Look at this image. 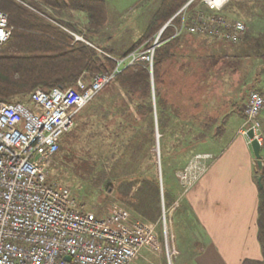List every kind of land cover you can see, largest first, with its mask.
I'll use <instances>...</instances> for the list:
<instances>
[{"label": "trees", "instance_id": "16d2710c", "mask_svg": "<svg viewBox=\"0 0 264 264\" xmlns=\"http://www.w3.org/2000/svg\"><path fill=\"white\" fill-rule=\"evenodd\" d=\"M188 1L160 0L143 34L119 58L138 49L145 51L159 30ZM200 1L193 0L188 5L187 24L198 10L207 11ZM24 2L28 5L18 0H0V10L8 14L9 24L13 26L11 37L0 48V100L28 103L30 94L38 87H68L79 78L89 83L96 73L114 72L119 58L112 48L100 46L86 36L88 43L74 40L61 28L71 27L69 22L51 12L53 17L43 12L47 8L57 14L69 9L82 10L87 16V34L95 37L107 24V4L104 0ZM233 7H251L254 12L264 10V0H230L223 12ZM182 18L183 14L179 13L167 24L160 36L161 44L155 49L152 65L155 98L149 62H124L95 97L78 110L72 128L60 139L51 177L67 182L75 190H72L73 194L80 204L96 194L98 199L101 195L95 209L89 207L97 214H101L99 210L103 206L117 201L132 213L159 223L161 198L155 112L160 132L164 199L168 206L174 198L168 187L171 173L183 168L195 153L204 151L208 141L224 135L233 116L245 117L242 105L246 101V92L242 93V90L256 86V90L264 93L259 86L264 74L263 50L258 55L261 62L252 66L251 75H247L250 74L247 69L242 71L236 90L238 99L226 101L229 111H224L222 98L212 96L213 88L221 90L222 84L217 87V83L208 81L209 71L227 65L235 74L236 66L250 55L244 54L245 49L228 53L219 44L230 41L214 37L216 49H219L217 53L185 49L184 46L189 47L195 42L201 45L205 38L211 36L191 33L186 29L176 34ZM192 50L194 53H188ZM182 58L177 67L180 73L168 80L169 62ZM192 58L200 61L201 67L190 72L186 68ZM170 125L173 129L169 132ZM100 136L102 139L125 137L126 142L122 143L121 149L112 148L108 153L111 148L106 150L103 147L99 152L91 142H98L97 137ZM168 136L173 139L171 145L167 144ZM104 143L101 145L104 146ZM257 224L262 259H247L241 264H264V174L259 184ZM158 227L162 231V225Z\"/></svg>", "mask_w": 264, "mask_h": 264}, {"label": "built area", "instance_id": "2783aa9c", "mask_svg": "<svg viewBox=\"0 0 264 264\" xmlns=\"http://www.w3.org/2000/svg\"><path fill=\"white\" fill-rule=\"evenodd\" d=\"M191 1L177 12L184 13L176 34L186 29L238 42L247 31L243 20L223 12L230 0H202L207 11L198 10L187 24ZM12 30L8 14L0 10V48ZM162 31L142 56H136L139 53L135 51L119 59L111 74L96 73L89 83L79 78L68 87H38L28 103L0 100V264H130L144 248H158L152 223L133 216L117 203L105 214L85 209L67 185L53 180L51 167L61 137L74 124V115L128 57H132L128 63L145 60L152 68ZM263 110L264 93L251 90L243 108L245 123L241 132L247 136L252 128L261 146ZM209 157L208 153L197 154L185 166L180 174L185 190L206 169L203 159Z\"/></svg>", "mask_w": 264, "mask_h": 264}, {"label": "rangeland", "instance_id": "374dc122", "mask_svg": "<svg viewBox=\"0 0 264 264\" xmlns=\"http://www.w3.org/2000/svg\"><path fill=\"white\" fill-rule=\"evenodd\" d=\"M104 1L107 4V13H108L107 24L105 25V27H103V29H101L96 34L95 37H91L90 35L87 34L88 31V27L86 25L87 16L86 13L82 10L69 9V10H63L61 14H57L51 11L49 8H47L48 10L47 9H46L47 11L43 10V12H45L49 16H52L50 14L51 12L57 15L58 18L69 22L71 24V27L68 28L66 26H63L61 28H63V30H66L69 34H71L74 37V40H82L87 42L85 40V36H86L90 38L94 43L100 46H107L112 48L115 56L119 58L143 34L147 22L150 18V15L158 6L160 0H104ZM200 4L204 5L202 0L200 1ZM180 13L183 14L184 12H180ZM225 14L231 16L232 18L243 20L246 23L248 29L238 43L222 42L221 44H219V42H216V44L224 46L225 49L228 51V53H235V51H239V50L243 51L245 49L243 51L244 54L250 55L248 57L249 59L247 58V60L242 61L241 64L236 66L237 72H235V74L231 73L232 67H228L227 65L223 67L217 66L211 68V70L209 71L208 81L217 83V87L219 84H222L223 87L221 90H218L216 87H214L212 90V94H213L212 96H214V98L216 97L219 99L222 98L221 103L223 105L224 111H229V104H227V102H233L234 100L238 99V91L236 90L240 83L242 71L244 69L245 70L247 69V71H250V74L247 75L250 76L252 71V66L258 63V61L261 62L260 59H258L259 58L258 55L262 53L264 50V10H257L254 12L251 7H249L248 9L233 7L225 11ZM176 15L177 13H175L173 17L160 30H164L167 24ZM50 21L54 24L52 19ZM56 25H58V23ZM156 35L154 37H156ZM154 37L151 40V44L155 39ZM214 43L215 40L212 37H208L205 38V40H203L201 45L200 42H195L188 45L189 47L184 46V48L195 49V50L198 49L199 51H203L207 54L212 52L217 53L219 49H216V45ZM136 52L139 53V54H135L136 56H142L141 54L143 50L138 49ZM188 53L190 54L194 53V50L189 51ZM122 58H124V56H122L119 59ZM131 58H132L131 56L128 57L126 62L128 63V61ZM182 60L183 58L179 59V61L172 60L171 62H169L168 64L169 71L167 74L168 80L177 77V75L180 73L179 71H177V67ZM200 64H201L200 61H197L195 60V58H192L191 62L187 64L186 69L187 71L193 72L197 69H200L201 67ZM261 78H262L261 79L262 82L260 83L259 86H262L261 89L264 90V74L262 75ZM217 80L220 81L217 82ZM153 83H154V77H153ZM253 89H257V87L248 86V88L245 91L242 90V93L246 92V97H245L246 101L249 92ZM152 91H153V97L155 98L154 84L152 85ZM224 97L226 98L229 97V99L223 100ZM245 103L242 105V109L244 108ZM237 119H239V117L235 115L230 120L228 127L229 130L230 128H232V125H235L234 122ZM154 120H155V130H156V138H157V172L160 180V198H161V215L159 217V223L148 221L143 217H141L140 215L132 213L127 207L123 206L117 201H111L109 204L103 206L99 210V212L101 214L108 213L113 208V205L117 203L123 206L124 208H126L133 216L153 224L154 234L156 235L158 241V248H152V247L144 248L141 251L139 258L130 264H195L193 261H191V259H189V256H191V253L193 252L197 253L199 251V247H193L192 239L189 238L190 234H192L193 232V227H194L193 224L190 225L188 219L185 218L184 215L182 216L183 214L182 210L184 209L185 203L184 202L179 203L181 199L180 196H183L185 191H187L188 189L185 190L183 185L181 184L180 174L184 170L185 166L189 164L190 161L197 154H202L207 152L202 151L195 153L183 168L177 169L171 173L169 177L168 187L171 194L174 195V198L173 200H171L170 205L166 206L164 199L162 167L160 161V143H159L160 132L158 129V119L156 112L154 114ZM244 123H245V117L241 125V130L243 129ZM172 129L173 126L170 125L168 127V131L170 132L172 131ZM97 139L98 142H96L95 140L92 141L91 144L97 147L96 149L99 150V152L103 150V147L106 150H109V148H111L108 151V153L114 148L121 149L122 143L126 142L125 137L117 138L113 136V137H105L102 139L100 136V138L97 137ZM104 141H105L104 143L105 145L103 146L101 144H103ZM167 144L170 145L173 144V139L171 136L167 137ZM210 158H212L211 154L208 160ZM203 161L206 160L203 159ZM173 164L175 165L174 162ZM205 170H207V167ZM205 170L202 173H204ZM54 172H56V170H54ZM56 180H58L57 182L67 185L71 190L75 192V190L67 182H64L59 179ZM100 196L99 199H101ZM99 199H98V195L96 194L92 198H89V200H86L84 204L83 203L81 204L84 205L85 209L91 210L89 207L90 206H92L93 208L96 207L95 203L98 202L97 200ZM92 211L95 212V210ZM159 224L162 225V231H160L158 227ZM189 242L191 245L188 248ZM247 259L253 260L252 258H247Z\"/></svg>", "mask_w": 264, "mask_h": 264}, {"label": "crops", "instance_id": "0c3cea01", "mask_svg": "<svg viewBox=\"0 0 264 264\" xmlns=\"http://www.w3.org/2000/svg\"><path fill=\"white\" fill-rule=\"evenodd\" d=\"M260 119L264 132V110ZM243 120L239 117L224 135L208 141L204 151L212 158L205 161L207 170L180 196L179 203H185L182 216L194 226L189 238L199 247L189 256L195 264L262 259L257 218L264 144L258 158L241 132Z\"/></svg>", "mask_w": 264, "mask_h": 264}, {"label": "water", "instance_id": "95a60500", "mask_svg": "<svg viewBox=\"0 0 264 264\" xmlns=\"http://www.w3.org/2000/svg\"><path fill=\"white\" fill-rule=\"evenodd\" d=\"M151 75H152L151 81H152V85H153L154 83H153V71L152 70H151ZM247 136H248V138L251 139V146L253 148V151H254L255 155L259 158L260 157L261 144L256 138H254V131L252 128H250L247 131Z\"/></svg>", "mask_w": 264, "mask_h": 264}]
</instances>
